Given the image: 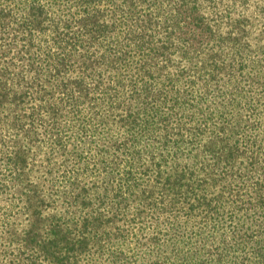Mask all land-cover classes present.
<instances>
[{"label":"trees","instance_id":"16d2710c","mask_svg":"<svg viewBox=\"0 0 264 264\" xmlns=\"http://www.w3.org/2000/svg\"><path fill=\"white\" fill-rule=\"evenodd\" d=\"M211 1L0 0V264H264V93Z\"/></svg>","mask_w":264,"mask_h":264},{"label":"rangeland","instance_id":"374dc122","mask_svg":"<svg viewBox=\"0 0 264 264\" xmlns=\"http://www.w3.org/2000/svg\"><path fill=\"white\" fill-rule=\"evenodd\" d=\"M211 2L212 4H216V8L212 12H207V15L210 19L212 18L217 22L216 26L219 27L218 34L223 37L237 36L239 37L238 43L241 46L246 45L248 49L250 48L252 50L251 52H246V50L241 49L239 53V55L247 53L244 61L246 60L248 64V68L244 71L247 72L248 77L242 80V82L240 81L242 75L237 77L240 89L248 90L247 87L252 84L253 87H256L253 88L254 92L264 93V76L259 74L262 77L259 81L255 78L256 72L261 67L257 66V60L254 57L255 52L264 51V0H212ZM216 26L213 28H216ZM221 43L223 44L221 48H223L226 56L225 62L231 56L235 57V51L241 48L235 41L224 40ZM251 62L254 66H249ZM165 72H168V70H165ZM200 72L202 71L198 68L194 69L190 76L193 74L200 75ZM261 72L264 73L262 70ZM220 82L226 81L222 80ZM246 114H250V111L243 110L242 116L244 118H247ZM258 118H253L255 120L252 122L254 126L258 122ZM258 161L263 164L264 159H258ZM261 163L256 164L254 167L255 170L259 168Z\"/></svg>","mask_w":264,"mask_h":264}]
</instances>
